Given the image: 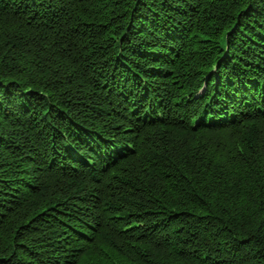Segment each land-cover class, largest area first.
Returning a JSON list of instances; mask_svg holds the SVG:
<instances>
[{
  "label": "trees",
  "instance_id": "16d2710c",
  "mask_svg": "<svg viewBox=\"0 0 264 264\" xmlns=\"http://www.w3.org/2000/svg\"><path fill=\"white\" fill-rule=\"evenodd\" d=\"M0 264H264V0H0Z\"/></svg>",
  "mask_w": 264,
  "mask_h": 264
}]
</instances>
